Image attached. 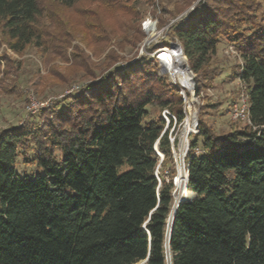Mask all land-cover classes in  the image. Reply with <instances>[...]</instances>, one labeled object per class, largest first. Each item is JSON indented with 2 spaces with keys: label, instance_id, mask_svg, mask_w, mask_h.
Instances as JSON below:
<instances>
[{
  "label": "trees",
  "instance_id": "trees-1",
  "mask_svg": "<svg viewBox=\"0 0 264 264\" xmlns=\"http://www.w3.org/2000/svg\"><path fill=\"white\" fill-rule=\"evenodd\" d=\"M83 3L92 7L77 9ZM137 5L0 0V40L15 54L34 47L63 58L80 26L93 52L112 46L105 58L113 62L143 38ZM174 38L199 85V133L186 156L194 198L177 206L170 226L176 169L161 111L182 119L177 89L154 60L114 67L57 101L40 124L0 132V264H264V0H203L172 27ZM222 43L239 60L229 115L238 82L248 111L218 134L204 116L221 106L208 92L223 73L213 59ZM151 107L158 114L146 120ZM18 157L42 174L20 176Z\"/></svg>",
  "mask_w": 264,
  "mask_h": 264
},
{
  "label": "rangeland",
  "instance_id": "rangeland-1",
  "mask_svg": "<svg viewBox=\"0 0 264 264\" xmlns=\"http://www.w3.org/2000/svg\"><path fill=\"white\" fill-rule=\"evenodd\" d=\"M146 1L138 0L137 5L143 12L139 20L143 33L141 42L134 49L116 51L117 60L113 62L106 61L105 58L112 46L105 51L95 53L92 48L81 41L83 30L76 25L77 13L69 10L65 12L66 16L79 31H71V35L67 36L63 58L43 55L34 47H28L22 54H15L0 40V132L8 128H31L32 123L40 124L44 119L40 115L46 110L60 109L61 105L56 104L57 101L66 100L78 93L75 89L82 90L84 86L95 82L101 74L113 70L114 67L134 65L136 60L144 54L143 50L154 47L156 43H160L159 46H170L172 27L186 19L196 5L203 0H192L188 4H186L187 0H151L149 3ZM81 6H77V9L92 7L88 3H83ZM147 14L155 17L156 22L158 21L156 31L160 35L155 40L146 42L147 34L142 30L141 23ZM213 59L217 63L218 70L223 73L217 78L214 89L208 92L209 103H217L221 106L208 110L204 120L216 133L220 134L228 130L231 122L228 105L236 92V86L234 82H231L229 75L239 60L234 57V53L228 51L224 43L219 46ZM86 63H88L87 67L90 66L88 69L84 67ZM193 76H195L194 73ZM34 101L45 104V107L38 113L30 114L27 106ZM147 110L149 113L146 120L153 119L158 114L156 108L151 107ZM194 112L198 115L199 100L195 107L188 108L182 123H177L175 126L174 133L178 135L179 148L184 142L182 135L188 124L187 118ZM175 143L176 146L177 142ZM32 155L30 152L27 157L32 159ZM15 167L20 176L26 175L30 178V174L33 176L42 174L34 165L24 164L20 157L16 159ZM125 170H127V165L122 166L119 172Z\"/></svg>",
  "mask_w": 264,
  "mask_h": 264
},
{
  "label": "built area",
  "instance_id": "built-area-1",
  "mask_svg": "<svg viewBox=\"0 0 264 264\" xmlns=\"http://www.w3.org/2000/svg\"><path fill=\"white\" fill-rule=\"evenodd\" d=\"M145 17L146 18L142 21L141 26H142V30L147 34L148 37V34L151 33V31H156V25L158 21L156 22L155 17L150 16V14H147ZM159 35L160 33H158V37ZM149 41H153V39ZM170 43H171L170 46H164V45L159 46L160 43L159 44L156 43L154 47L152 48L149 47L147 49H144L143 50L144 54L140 59L136 61L140 62V61L154 60L158 65L159 74L164 76L177 89V93L182 101L183 115L185 116L182 117L181 120H178L176 115L171 113L168 109H164L161 111V117L164 121V129L162 131V135L165 132H167V138L170 143L171 156L173 158V162L175 164V169H176V175L172 178L173 210H176L177 206L180 204V201L178 203H175L176 202L175 198L178 197L180 193V184L182 183L184 187L187 189L188 172H187L186 156L189 150V136L198 134L199 130H198L197 114L196 112H194L193 114H190L189 118H187L190 120L191 123H193L192 116L194 115V125L192 126L191 129H189V125L187 124L182 135L184 142L183 145L179 148L178 135L174 133L175 126L177 123L179 124L182 123V121L186 117V112L188 108H191V106L195 107L197 101L192 98L193 92L191 90V80L193 77V73L183 56L181 46L178 40L175 38L172 41H170ZM228 51L230 53L231 52L234 53L232 48H228ZM171 60H173L172 61L173 66H176V68L170 66ZM185 69H187L188 72L190 73V78L188 80L182 78L183 76L182 71ZM238 84L242 89V92L239 96L238 101L234 103L231 107L230 117L232 120L243 121V120H247V111H248L247 95L245 92V87L241 85L240 82H238ZM75 90L79 91L78 88ZM44 107L45 104L39 103L38 101H34L28 104L27 111L30 114H35L38 113L39 110L43 109ZM175 142H177L176 146H175L176 144ZM154 151L156 152L159 158V164L155 170V177L160 183V180L158 178V168L162 163V161L164 160V156L162 153H160L157 150V143L154 146ZM166 181L167 182L169 181L168 178ZM187 191L189 192L188 189ZM189 193L192 194V192ZM192 198L189 200H192Z\"/></svg>",
  "mask_w": 264,
  "mask_h": 264
},
{
  "label": "bare ground",
  "instance_id": "bare-ground-1",
  "mask_svg": "<svg viewBox=\"0 0 264 264\" xmlns=\"http://www.w3.org/2000/svg\"><path fill=\"white\" fill-rule=\"evenodd\" d=\"M158 37V33L156 31H151V33L148 34V37H147V40L146 41H149L151 39H156ZM179 53V52H177ZM178 56V55H177ZM179 57V56H178ZM173 60L170 61V66L171 67H174L176 68V66H173V63H172ZM178 69V68H177ZM182 78L185 79V80H188L190 78V73L188 72L187 69L183 70L182 71ZM193 117V123L190 122V120L188 119L187 122H188V125H189V129L192 128V126L194 125V115L192 116ZM193 197V195L191 193H189L187 191V189L184 187V185L181 183L180 184V193H179V196L175 198L176 202L175 203H178L180 200L182 199H186V200H189ZM174 211V210H173ZM172 211V212H173Z\"/></svg>",
  "mask_w": 264,
  "mask_h": 264
},
{
  "label": "water",
  "instance_id": "water-1",
  "mask_svg": "<svg viewBox=\"0 0 264 264\" xmlns=\"http://www.w3.org/2000/svg\"><path fill=\"white\" fill-rule=\"evenodd\" d=\"M191 90L193 92L192 98L194 100L198 101L199 85H198V80H197V78L195 76H193L192 77V80H191ZM188 201H191V200L182 199V200H180V203L188 202ZM174 212H175V210L171 213V215H170V217L168 219L170 226H171L172 221H173ZM169 230H170V227H169ZM145 262H146V260L145 261H142L139 264H144Z\"/></svg>",
  "mask_w": 264,
  "mask_h": 264
}]
</instances>
